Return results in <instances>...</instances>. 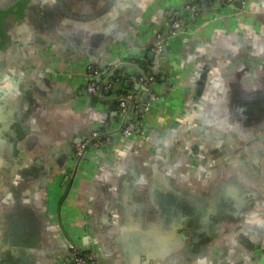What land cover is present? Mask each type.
Listing matches in <instances>:
<instances>
[{
	"label": "crops",
	"instance_id": "obj_1",
	"mask_svg": "<svg viewBox=\"0 0 264 264\" xmlns=\"http://www.w3.org/2000/svg\"><path fill=\"white\" fill-rule=\"evenodd\" d=\"M189 1L33 0L19 8L0 0L12 17L6 36L0 30V116L16 111L31 142L17 173L0 157V230L21 264H65L68 241L112 263L186 264L183 253L171 255L173 214L193 197L205 206L208 183L229 186L222 213L244 216L256 245L254 230L264 228V0L235 8L192 0L200 8L188 30L169 41L160 67L152 64L159 99L143 115L142 138L117 135L112 148L71 161L78 139L119 122L110 96L94 100L86 82L112 66L154 61L156 31ZM136 84L122 86L143 99ZM221 246L224 257L207 253L205 262L237 264Z\"/></svg>",
	"mask_w": 264,
	"mask_h": 264
},
{
	"label": "built area",
	"instance_id": "obj_2",
	"mask_svg": "<svg viewBox=\"0 0 264 264\" xmlns=\"http://www.w3.org/2000/svg\"><path fill=\"white\" fill-rule=\"evenodd\" d=\"M240 3L241 0H213V4L220 7L235 8L239 7ZM199 8V3L191 0L185 3L183 11L178 9L172 11L169 23L156 31L154 41L150 46V51L155 57L154 61H151L152 64L156 63L158 67L161 66L164 59L163 48L175 35L188 30L189 21L197 15ZM134 63V69L129 70L126 67H119L120 65L112 66L103 73V76L86 82L85 89L93 97H101L104 91L109 93L108 95L116 104L119 122L116 125L105 123L95 126L87 136L75 142L72 152L75 162L95 156L97 151L112 148L117 135L135 139L142 138L145 130L143 115L159 99L158 81L151 70L143 67L144 63L141 61ZM115 73L121 78L131 79L132 82L142 86L145 97L142 99L140 94L132 90H122L120 79L113 78ZM68 252L70 262L67 264H105L97 252L74 241H68Z\"/></svg>",
	"mask_w": 264,
	"mask_h": 264
},
{
	"label": "flooded vegetation",
	"instance_id": "obj_3",
	"mask_svg": "<svg viewBox=\"0 0 264 264\" xmlns=\"http://www.w3.org/2000/svg\"><path fill=\"white\" fill-rule=\"evenodd\" d=\"M32 1L33 0H13V7L15 5V7L21 8L25 3H33ZM5 9L7 8L0 6V30L4 36H6V29L8 25L11 24L12 19L11 15H6L7 11L4 12ZM6 40H3V43H6ZM71 161H74L72 154ZM191 173H196V171H191ZM261 181V186L263 185L264 190L263 180ZM208 186L206 200L203 201V203L206 202L204 204L205 206H201L199 203L197 204V198L193 197L189 199V207L183 210L179 208L175 210L173 216L174 225L177 226V229H175L176 231L173 232L174 234L172 235L173 251L171 255L183 253L186 264H207L203 255L213 252L216 256H223L224 251L223 248H221V244H224L232 251L228 257L235 263L264 264V244H262L264 241V228L260 227L262 225H259V228L254 230V232L257 233L254 235V243L256 244L254 245L251 242L252 238L249 237L252 231L250 226L245 223V217L239 214L232 215L222 213V210L227 212L229 209V204L225 207L226 199H222L226 197L225 192L229 186H220L219 188H215V186L213 189L212 186L214 185L208 183ZM251 192L253 195L258 193L254 188H251ZM253 198L259 200L256 196ZM230 204H232V202ZM213 205L216 208L212 207V211L219 210L218 213L209 210ZM203 208L206 210L203 211ZM243 214L247 217L245 213ZM157 233L160 235L163 232L158 231ZM235 235H238L237 239H235ZM234 241L237 242V246H230ZM218 259L219 258L211 257L210 260L212 264H217ZM9 262L10 260L7 259L3 264H9Z\"/></svg>",
	"mask_w": 264,
	"mask_h": 264
},
{
	"label": "water",
	"instance_id": "obj_4",
	"mask_svg": "<svg viewBox=\"0 0 264 264\" xmlns=\"http://www.w3.org/2000/svg\"><path fill=\"white\" fill-rule=\"evenodd\" d=\"M166 52H167V46L163 48V55H165ZM148 56L153 58L154 55L150 51L148 53ZM125 81L130 86L132 85L131 79H125ZM138 86L139 85L136 84L135 88H138ZM20 99L21 98L17 97L16 99L17 103ZM16 113H17L16 111L15 113L14 112L11 113L9 111V114H4V116H0V140H3L4 142H6V144H4L5 146L3 150L0 151V157L6 161H11V160L14 161V168L16 171L15 173L19 172L17 168L21 167L20 164H22L25 158L31 153V142L30 140L27 141L26 139L27 133H24L26 131L22 132L24 130V127L22 125L23 120L22 118H18V114ZM26 114H27V111H26ZM19 128H20V131L22 132L20 140L18 139V136H19L18 133H20L18 131ZM22 140L26 141L24 145L23 143L21 144ZM79 140L80 139H78V141ZM32 164L35 165L39 169L40 160L39 161L36 160V162H33ZM148 234L143 235V236L150 237V234L149 235ZM7 244H9V240L7 241L6 239V233L3 230H0V264H3L4 261L7 259L10 260L9 264H21L22 253L18 250V247L12 246V245L8 246ZM66 249H68V242H67ZM91 249L97 252L102 257L105 264H118V263H115V262L112 263L111 261H109L99 250L94 249V248H91ZM138 250L142 251V253L144 254H148L149 252V251H143L141 249H138ZM68 255H69V252H68ZM69 262L70 261L68 259L65 264Z\"/></svg>",
	"mask_w": 264,
	"mask_h": 264
},
{
	"label": "trees",
	"instance_id": "obj_5",
	"mask_svg": "<svg viewBox=\"0 0 264 264\" xmlns=\"http://www.w3.org/2000/svg\"><path fill=\"white\" fill-rule=\"evenodd\" d=\"M143 65H144L143 67H144L145 69H149V70H151V71L154 73V75H155L157 81H160V79H161V74H160V73H157V72L152 68L153 65H152L151 61H145V63H144ZM113 78H118V79H120V86H121V89L124 90V88H123L122 85H123V82H124L125 78H121L119 75H117V73H115V75H114ZM104 93L109 94V93L106 92V91H104ZM93 99L96 100V97H93Z\"/></svg>",
	"mask_w": 264,
	"mask_h": 264
}]
</instances>
